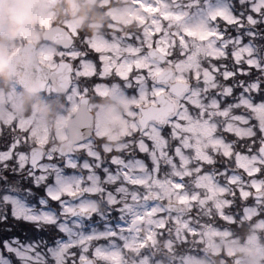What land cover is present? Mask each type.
Segmentation results:
<instances>
[{"label":"snow or ice","instance_id":"6c2138e0","mask_svg":"<svg viewBox=\"0 0 264 264\" xmlns=\"http://www.w3.org/2000/svg\"><path fill=\"white\" fill-rule=\"evenodd\" d=\"M237 3L248 7L159 0L150 33L97 48L77 31L35 46L39 91L62 94L88 134L62 154L41 143L34 120L0 109V264H264V54L257 32L245 33L249 43L227 34L264 23V0ZM104 94L126 108L116 147L99 134L101 116L77 108ZM118 182L116 193L105 187ZM127 185L141 191L125 203L117 193ZM101 203L125 223L81 231L58 261L60 224L103 218ZM28 249L34 259L19 254Z\"/></svg>","mask_w":264,"mask_h":264},{"label":"flooded vegetation","instance_id":"af4514ba","mask_svg":"<svg viewBox=\"0 0 264 264\" xmlns=\"http://www.w3.org/2000/svg\"><path fill=\"white\" fill-rule=\"evenodd\" d=\"M26 1L27 0H0V64H2V67H0V109L6 104H9L11 108L20 115H22L21 88L12 82L7 76L8 63L11 56L28 42H31L36 46L41 39L42 30L51 26H59L64 29L67 28V31L73 35L78 31L82 37L87 39L92 36L91 34L89 35V29L85 28V23H90V20H85L81 14L83 0H29L30 3L32 1L36 2L35 6L29 8L26 7ZM187 1L194 2L195 0ZM200 1L204 2V0H199V2ZM231 1L237 3V0ZM136 2H138V0H136ZM221 4L223 5V3ZM39 6H43L46 9L45 12H42L44 17L42 21L36 17L38 13L37 8ZM239 6L241 9L248 7L247 4ZM125 7L129 8L128 10H125L124 17L129 13L131 22L134 19V21L138 23V16L136 17L131 13V9H134L136 6L127 3L125 4ZM48 10H50V15ZM113 12H115V14L107 20L98 19L93 21L96 25L94 33L97 37L95 41L97 48H105L104 37H109L113 40L124 39L129 35L135 37L143 31L144 26L139 29H133L130 23L125 24L124 18H116L120 11L114 10ZM133 42L135 41L133 40ZM106 51H108V49H106ZM113 55H115V53H113ZM237 79L241 78L238 77ZM129 94L131 95V92ZM47 106L49 113L45 117L46 128L50 135H55L57 137V143L53 150L56 151L58 145L67 142L70 135H72L75 140H69L70 146L68 147L67 144L65 152L73 151L82 136L88 134V130L81 125L74 123L77 119H74L77 112L72 111V108L68 105L62 94L53 96L48 95ZM83 107L88 109L94 121L97 114L101 116L99 134L105 136L106 139L104 143L112 147L118 146L123 133L125 132V122L122 116V113L126 110L125 104L112 98L110 95L104 94L100 96L90 95L87 101L82 102L81 105L77 106L78 110ZM26 117L29 120L35 121L34 117L31 115ZM175 143V141H172L173 145ZM0 155L3 154L0 153ZM121 155L126 161H130L134 160L135 156L138 154L125 155L124 153H121ZM80 159L83 161L87 158L81 156ZM141 159L147 163L148 168L151 169V163L148 161V157L144 156L141 157ZM108 167L110 171H113L111 166ZM97 171L99 172V169H97ZM161 171L167 172L169 169L166 166H162ZM71 173V169H66L65 178H72ZM79 174L80 173H77V175ZM99 174L101 177L104 175L103 172H100ZM105 187L109 192L116 193V189L120 187V182L116 184H106ZM125 187V192L117 193L118 197L123 198L125 203L128 202L130 194L133 191H141L140 189L133 188L131 185ZM92 199L95 200L96 198L93 197ZM16 210H20L18 205L16 206ZM100 212L106 213L103 218L101 215L95 214L87 220H81L76 216H71L61 223L63 224V226H60L61 233H64L65 238L68 241L65 240L64 243L60 245V250L55 252L58 261H62L63 252L66 251L67 248L72 247V245L78 242L77 236L81 231H83L84 234H88L90 230L97 229L103 233L106 226L107 228L114 230L127 220V217L122 220L120 218V213L117 211L112 210L108 213L107 206L103 203L100 204ZM77 225H79V227H77ZM71 232L75 233V237L70 236ZM100 243L105 244L107 241L102 240ZM162 248L163 241L161 242V249ZM19 254L22 257L34 259L29 257V252ZM161 258V256H157V259Z\"/></svg>","mask_w":264,"mask_h":264},{"label":"rangeland","instance_id":"374dc122","mask_svg":"<svg viewBox=\"0 0 264 264\" xmlns=\"http://www.w3.org/2000/svg\"><path fill=\"white\" fill-rule=\"evenodd\" d=\"M86 2H94L96 0H85ZM123 2L124 1H127V0H122ZM194 1V0H193ZM216 1L218 0H215L213 4H215L214 6H223L221 3H215ZM177 2L179 4H181V6H184V5H187L189 3H192V4H195V1L192 2V1H187V0H177ZM113 0H100V4H105L107 6H109L110 4H113ZM122 3V2H120ZM27 4V5H26ZM26 7L29 8L31 6H35L36 5V2L35 1H32L30 3L29 0L26 1ZM153 4H156L157 7L156 8H153L152 5ZM51 6V5H50ZM199 7L200 8H203V2H199ZM129 7H123V8H114L115 10H118L120 11L119 15L116 16V18H124V22L125 24H131V17L129 15V13L126 14V16L124 17V14H125V10H128ZM159 8V0H138V3L136 4V7L134 9H131V13L134 15V16H138V23L136 21H134L135 24H138V26H144L143 27V31L142 32H145V33H150L151 31H154L155 30V25L156 23L158 22L157 20H154L153 17L156 15L157 13V10ZM38 13H37V18L38 19H42L44 18L43 15H42V12H45V7L43 6H39L38 8ZM50 9V8H49ZM198 9L197 7H192L190 9V12H196ZM49 12V15H50V10H48ZM115 12L113 11H108V15L112 16L114 15ZM163 14V13H161ZM95 40H96V36H93L90 41L92 43L93 46L97 47V44H95ZM259 45L261 46L260 48H263V45H264V41L261 40L259 42ZM261 54H264V51H262ZM27 98V99H26ZM36 98V100H35ZM35 100V102H34ZM46 100H47V97H46V94H38V95H35V97H32L30 98L28 95H24L23 92H21V102L22 103H25L27 105V115H31L34 117L35 119V123L38 127H41L43 129H46V132H47V128H46V123H45V117L46 115L48 114V108L46 106ZM37 101H39V104H37ZM32 102V105L30 107V110H29V103ZM52 135H50L48 132H47V135L45 137H42L41 138V143H47L48 140H49V137L51 138ZM53 142L55 144L56 142V139H53ZM220 167H223V165H220ZM249 203H251V201H249ZM36 207H39V204L36 205ZM237 207H239V202H237ZM233 211H235V209H233ZM18 214L20 215H24V209L22 207H20V210H17ZM75 233L71 232L70 233V236H74ZM76 241V240H74ZM26 252H30V249L28 250H25L21 253H26ZM245 257L244 256H241V259L243 260Z\"/></svg>","mask_w":264,"mask_h":264},{"label":"water","instance_id":"95a60500","mask_svg":"<svg viewBox=\"0 0 264 264\" xmlns=\"http://www.w3.org/2000/svg\"><path fill=\"white\" fill-rule=\"evenodd\" d=\"M63 30L59 28L47 29L42 34V39L46 41H56L57 43L67 42L65 37L63 40ZM65 41V42H64ZM35 47L32 44H27L23 47L16 56L11 60L9 77L19 84L24 90L32 93L40 92L37 86L36 79V57L33 54ZM62 146H60L59 150Z\"/></svg>","mask_w":264,"mask_h":264},{"label":"clouds","instance_id":"9594fccd","mask_svg":"<svg viewBox=\"0 0 264 264\" xmlns=\"http://www.w3.org/2000/svg\"><path fill=\"white\" fill-rule=\"evenodd\" d=\"M0 67H2V64H0ZM27 99V98H26ZM37 104H39V101H37Z\"/></svg>","mask_w":264,"mask_h":264}]
</instances>
